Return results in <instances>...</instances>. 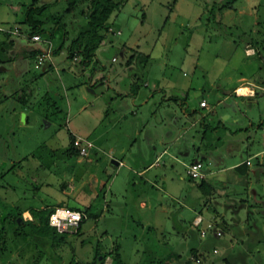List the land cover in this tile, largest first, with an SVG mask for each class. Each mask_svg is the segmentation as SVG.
Returning a JSON list of instances; mask_svg holds the SVG:
<instances>
[{
	"label": "rangeland",
	"instance_id": "374dc122",
	"mask_svg": "<svg viewBox=\"0 0 264 264\" xmlns=\"http://www.w3.org/2000/svg\"><path fill=\"white\" fill-rule=\"evenodd\" d=\"M122 1V6L114 10L108 21L116 31L110 30L111 26L101 29L105 39L87 72L95 75L99 91L103 90V79L107 81L109 78L126 90H131L135 84V87L140 85L148 93L154 81L168 88L169 93L176 96V102L167 105L174 112L170 121L164 120L160 114L155 117L150 111V105L160 104V91L155 92L156 99L149 101V104L144 103L146 97L141 96L137 98V105H133L141 115L139 124L146 112L151 121L162 125L159 136L166 134L164 136L174 139L185 131L190 136L199 135V132L202 134L203 120L190 129L187 127L202 113H206L208 122L212 121L214 113L211 109L219 99L211 90L213 84L221 85L224 89L234 88L240 83L238 77L242 73L257 69L259 65L264 67L263 57L246 54V40L263 37L264 0H237L225 15L219 14L223 20L221 23L208 19L207 8L215 0H177L176 3L173 0ZM33 2L0 0V26H12L13 29L18 26V31L28 34L31 27L24 20ZM36 2L39 6L48 4L42 15L48 18L47 31L42 34L45 38L43 41H46L44 48L56 50L63 42L64 47L55 57L59 70H51L49 76L52 84L45 86L35 99L29 123H25L21 115V119L17 116L14 124L9 118L8 103L0 106V163L7 162L0 169V200L3 201L0 203V246L3 251L5 249L4 257L8 263L112 264L111 256L101 263L97 255L120 245L124 264H158L159 259L173 251L175 253L167 259L180 264H264V212L259 210L260 207L252 208V211L242 208L240 215L243 219L238 224L241 228L226 230L221 236H216L211 230L207 236L201 235L200 226L195 224L199 215H203L205 222L219 224L223 223V216L204 208V193L199 185L201 180L194 179L188 173V165L195 161V155L179 154L178 157L176 154V150L180 149L176 144L186 141L187 137L172 146V153L164 155L160 161L163 167L152 169L155 183H146L138 171L128 169L126 171L131 175L128 173L126 178L112 185L119 173L112 159L114 156L117 159L124 157L118 153L111 156L95 147L90 149L88 155L68 153L70 128L88 134V119H92L91 101L98 97L94 88H90L91 81L84 73L85 69L80 71L83 54L70 57L68 49L88 21L91 0H77L75 4H72V0ZM48 28H54V32L50 33ZM14 32L11 30V33ZM126 44L134 48L130 55L124 48ZM260 45L261 55H264V44ZM136 50L150 54L151 58L147 60L137 56L132 59ZM36 70L41 72L39 68ZM146 80H149L150 87L146 86ZM48 89L53 92L46 96ZM202 90L204 93L198 96L197 93ZM230 97L229 100L239 101L241 110H237L238 115L242 112V118H245L250 113L260 122V116L264 114L263 102V105L259 103L251 108L237 96ZM204 99L209 103L206 108L202 105ZM86 102L89 107L79 112ZM217 109L233 112L224 104ZM128 115L134 120L132 112ZM164 121H167V126L163 125ZM105 125L103 123L99 130ZM118 132L119 139L125 142V134H121L120 130ZM245 133L241 131L238 134ZM138 134V129L131 128V137H138ZM207 134L210 140L212 131L209 130ZM214 134H225V131H215ZM132 142H136V145L139 143L137 138ZM257 149L259 147L245 151L244 157ZM158 150L163 151L164 145H160ZM126 157L128 164L134 167L138 162L147 165L150 158L148 154L141 156L131 154V151ZM12 160L17 163V169L5 170ZM201 160L205 170L212 166L208 159ZM258 160V156L253 158L254 165ZM93 173L107 180L104 189L97 187L94 190ZM208 173L215 175L210 171ZM232 174L227 173L229 176ZM164 175H167L166 179ZM218 175L223 176L220 172ZM252 184L260 193L263 192L261 187L264 183ZM235 187L243 196L249 197L243 184H235ZM214 193L211 196L212 208L226 213L222 204L226 197L216 191ZM139 197L149 198L151 202L143 212L137 208ZM249 199L251 204L254 203L252 197ZM74 201L88 213L81 231L69 233L66 241L55 243L53 250L47 249L49 252L39 249L27 235L18 233L21 229L13 218L4 219L8 211L5 205L9 210L29 207L32 211V208L43 205L71 207ZM31 214L24 213V217L33 219ZM231 216L232 212H228V221H231ZM220 227L225 230L223 224ZM3 229L5 231L1 233ZM215 246L218 252H215ZM195 247H201L209 256L198 260L193 249ZM0 264H4L1 254Z\"/></svg>",
	"mask_w": 264,
	"mask_h": 264
},
{
	"label": "crops",
	"instance_id": "0c3cea01",
	"mask_svg": "<svg viewBox=\"0 0 264 264\" xmlns=\"http://www.w3.org/2000/svg\"><path fill=\"white\" fill-rule=\"evenodd\" d=\"M232 7L233 5L225 8L223 15L232 9ZM6 28L8 29H0V106L2 107L8 103L10 113L9 118L14 121V124L16 123L17 116L21 119V115L24 122L29 123L31 119V109L35 106V99L39 97L40 92L43 91L45 86L47 87L52 84L49 76L51 70L53 68L59 70L58 67L56 68L58 65L55 63V57H58L60 51L63 49H61L58 53H54V62L51 63L50 61H47L41 67H38L36 64L37 55L43 51V45L46 44V41H43L45 38H43L42 41H33L29 33H22L23 31L11 33L13 27L10 26ZM262 36L263 37L258 40L254 39L255 37H250L246 40V54L248 56L259 55V58H264V55H261L262 52L260 50V44H264V33ZM65 47H67V45ZM124 48L129 51V55L134 49L129 47L127 44ZM253 50L255 52L252 53ZM249 51H251V53ZM145 54L147 55V53ZM149 58H151V55ZM149 58H147V60H149ZM33 61L35 63H33ZM93 61H91L88 66H83V64H81L82 69L80 70L84 71L85 69L84 73H87L91 81L90 88H94L93 91L98 95L97 98H94L91 101L92 104L90 105V110L92 111V114L90 115L92 119H88L89 124L87 126L89 129L88 132L86 131L88 134L84 135L81 131L70 128V145L71 133L74 135H83L88 138L93 137V139H91L94 141L93 147H95V149L106 151L111 156L115 153L124 156L119 158L120 160L115 156L112 159V163L118 167L117 171L119 172L112 185H114L117 180L126 178L129 173L126 171L128 169L133 172L138 171L146 183H155V177L151 173L152 169L156 166L163 167L160 164V161L164 155L172 153V146H174L177 142L182 141L183 137H187L186 141L176 144L180 148L179 150H176L177 156L179 157V154H182V156L195 155L194 160L202 158L208 159L212 166L206 169L208 170L206 179L213 183V192L216 191V193L218 192L220 195L226 197L225 201L222 202L225 206L226 213H221L216 208H212L213 201L211 196L215 193L207 195L203 192L204 208L213 210L217 216L222 214L223 220H227L226 215L228 212H232L231 221L227 220L231 230H235L239 227L238 224H240L239 222L243 219L240 215L242 208L248 210L250 209L249 211H252V208L260 207L259 210L264 212V185L261 187L263 192L260 193V191L253 187L252 184L253 182L264 183V114L262 117L260 116V122H258L257 118H254V116L250 113L246 114V116L244 115L245 118H242V112L240 115L237 113V110H241L239 101L229 100L231 95H235L239 100H242L243 103L251 108L253 106H258L259 103L262 104V102L264 104V99L262 98L264 96V67L262 65H259L257 69H252L253 71H246V74L242 73L238 77V81L240 83L234 88L224 89L221 85L218 86L213 84L211 90L216 93V96L219 99L211 109L214 113L212 121L208 122L207 118H205L206 113H202L201 115H198L187 127L190 129L192 126L197 125L198 121L203 120L204 129L202 134L199 132V135L192 134V136H190L187 135V131H185L184 134H179L173 139L172 136H164L166 134H161L159 136L158 131L160 129L163 130L162 125H160L159 122L151 121L146 112V114H143V120H141L139 124V118L141 115H139V109L133 106L137 105V98L141 96L146 97L144 98V103L149 104V101L156 99L154 97L155 92L160 91L162 98L160 100V104L156 103L155 106L150 105V111L152 114L156 115L155 117L160 114L164 120H169V118L171 120L174 112L171 107H167V105L170 104L169 102H176V96L169 93L168 88H165V86L162 87L159 82L154 81L151 91L148 93L141 89L140 85L135 87V84H133L131 90H126L124 87L120 86L118 82L112 83L109 78L107 81L106 79H103L101 83L103 85V90L101 89V91H99V88L96 87L98 81L94 80L95 75L91 74V72H87V69L91 66ZM36 68L41 69V72H38ZM259 68L262 69L259 70ZM73 81L74 80L72 78V82ZM146 86H151L149 80H146ZM242 87H247L248 91L241 92L240 88ZM50 91V89L47 90L46 96H49L50 93L52 95L53 91ZM203 93L204 90L198 92L197 94L199 96ZM99 98L100 102L98 103L97 100ZM223 104L228 109H232L233 112L219 111L217 108ZM208 105L209 103L207 101V105L203 107L206 108ZM88 107V103L86 102L81 106L79 112L87 109ZM129 112H132L133 115H135L134 120L129 118ZM103 123H106V125L102 126L101 130H99V127ZM164 123L165 124L163 125L167 126V121H164ZM131 128L138 129V137H131ZM118 130L122 131L121 134H125V142H122L119 139L117 135L119 134ZM209 130L212 131V134H209L210 140L207 138ZM220 130L225 131V134H214L215 131L219 132ZM241 131H245L246 133L238 134ZM136 138L139 141L137 145L135 144L136 142H132V140H136ZM160 145H164V150L159 152L158 149ZM183 145L185 147H183ZM255 147H259V149L254 151L248 157H244L243 154L245 151H253ZM131 148L136 149L132 151ZM130 151L131 154H139L141 156H147L148 154L150 157L148 160L149 163L146 165L138 162L137 167L130 166L128 164V158L126 157L130 154ZM255 156H258L259 160L258 163L254 165L253 158ZM13 161L14 160L11 161V165H9V167L5 170L13 171L17 169V163L15 164ZM5 163L7 164V162L1 161L0 169ZM164 163L166 164L167 161ZM108 171L109 170L107 169V172ZM209 171L215 175L210 176L208 173ZM218 172L223 174V176L220 177ZM231 172H233L232 176L227 175V173ZM92 178V187L94 190H96L97 187H101L102 189L106 187L107 180L105 178H102L95 173L92 174ZM163 178L166 179L167 175H164ZM239 183L243 184L245 191L248 192L249 197L253 198L254 203L251 204L249 197L243 196L239 189L235 187V184ZM237 194L239 195L237 196ZM74 202L75 203L71 206V208L79 209L80 207H78V202ZM150 204L151 202L149 198L146 197H139L137 200V208L142 212L145 211ZM35 208H45V206L43 205ZM20 209H22L24 213H32L29 207ZM82 211L85 212V214H88L83 209ZM174 253L175 252L173 251L169 254V256ZM169 256H163L162 258L167 259ZM171 262H175V260Z\"/></svg>",
	"mask_w": 264,
	"mask_h": 264
},
{
	"label": "trees",
	"instance_id": "16d2710c",
	"mask_svg": "<svg viewBox=\"0 0 264 264\" xmlns=\"http://www.w3.org/2000/svg\"><path fill=\"white\" fill-rule=\"evenodd\" d=\"M77 0H72V4H75ZM177 0H173V3H176ZM237 0H215L210 8H207L208 11V19L214 20L218 23H221V14L223 15V11L225 8L231 7L234 2ZM124 2L122 0H91L90 10L87 13L88 21L82 26L80 29L79 35L77 38L71 41V44L68 46L69 56L74 57L75 54L81 53L84 56V60L82 63L84 65L89 64L94 55L96 54L97 49L99 48L101 42L105 39V34L101 32V29L108 28L112 26L108 23L109 18L113 14L115 9H118L122 6ZM48 4L38 5L36 0L28 7L25 16V22L31 27L29 35L32 36L35 33L44 34L47 31L46 22L48 18L42 17L43 13L46 11ZM220 14V15H219ZM220 17H219V16ZM49 29V28H48ZM54 28L49 29L53 33ZM64 47V42L54 50V53H58ZM143 57L145 59L149 58L150 55H146L145 53H138L132 55L133 57ZM71 145L68 148L69 154H80L79 151L73 145L74 134L71 133ZM203 192L207 195H212L213 192V183L209 180L203 178L199 183ZM2 204L3 201L0 200ZM5 208L8 210L7 214L4 216V219L13 218L14 222L18 224L21 230L18 233L25 234L30 237L36 244V246L43 250L49 252L47 250H53V246L55 243H61L66 241L68 232H61L55 226L50 224V214L55 209L54 206H47L45 208H32L33 219H26L24 217V211L22 209H11L5 205ZM80 209V208H79ZM82 210V209H81ZM85 213V212H84ZM87 216V214H85ZM21 217V219H19ZM86 219V218H85ZM82 223L79 226L77 231L80 232ZM217 226L224 225V232L229 230V223L226 219L223 220V223L215 222ZM5 230L3 229L2 232ZM1 236V234H0ZM215 248L218 247H214ZM198 260H202V258H207L209 255L206 251L201 250V247L193 248ZM5 251V249H4ZM4 251L0 246V254L2 255V259L4 264H9L8 261L4 257ZM218 252V251H217ZM52 254V252H51ZM108 256L112 257V264H124L123 253L121 251V246L117 245L114 249L109 252H100L97 255V259L103 263ZM228 259V258H225ZM158 264H180L179 262H171L166 258H161L157 261ZM60 264H65L61 262Z\"/></svg>",
	"mask_w": 264,
	"mask_h": 264
},
{
	"label": "built area",
	"instance_id": "2783aa9c",
	"mask_svg": "<svg viewBox=\"0 0 264 264\" xmlns=\"http://www.w3.org/2000/svg\"><path fill=\"white\" fill-rule=\"evenodd\" d=\"M0 29H6L0 26ZM15 29V30H14ZM12 28V31L18 32V26ZM110 30L116 31V29L111 26ZM117 32H121L117 30ZM33 41H42L43 36L39 33H35L31 36ZM116 59V57H114ZM50 61L54 62V52L52 49H46L38 53L37 55V66H42L45 62ZM202 105H207V100L204 99ZM73 145L79 151L81 155H88L90 149L94 146V141L91 138H88L83 135H75L73 138ZM188 173L194 179H200L206 177L207 170H205L204 162L201 159H197L188 165ZM87 216L85 213L76 208H71L67 206H56L55 209L50 214V224L55 226L61 232H74L79 229L81 222L85 220ZM195 224L200 226L199 230L202 236H207L209 231H213L216 236H221L224 234V230L217 226L214 221L205 222L203 215H199ZM202 224H204L202 226ZM218 251V248H215V252Z\"/></svg>",
	"mask_w": 264,
	"mask_h": 264
},
{
	"label": "bare ground",
	"instance_id": "6f19581e",
	"mask_svg": "<svg viewBox=\"0 0 264 264\" xmlns=\"http://www.w3.org/2000/svg\"><path fill=\"white\" fill-rule=\"evenodd\" d=\"M240 91L241 92H247L248 91V88L247 87H242V88H240Z\"/></svg>",
	"mask_w": 264,
	"mask_h": 264
},
{
	"label": "water",
	"instance_id": "95a60500",
	"mask_svg": "<svg viewBox=\"0 0 264 264\" xmlns=\"http://www.w3.org/2000/svg\"><path fill=\"white\" fill-rule=\"evenodd\" d=\"M43 50H46L45 48H43ZM115 161V160H114ZM208 171V170H207ZM19 219H21V217L19 218Z\"/></svg>",
	"mask_w": 264,
	"mask_h": 264
}]
</instances>
